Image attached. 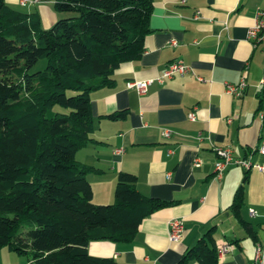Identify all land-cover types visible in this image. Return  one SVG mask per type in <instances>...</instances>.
Returning <instances> with one entry per match:
<instances>
[{"label":"crops","instance_id":"obj_1","mask_svg":"<svg viewBox=\"0 0 264 264\" xmlns=\"http://www.w3.org/2000/svg\"><path fill=\"white\" fill-rule=\"evenodd\" d=\"M5 1L16 9L29 7L25 12H37L41 21L42 14L48 16L50 26L58 18L52 5L41 0L25 5ZM258 10H264V0L153 1L141 56L115 70L112 86L90 94V141L76 151L75 159L92 168L86 178L94 204L114 201L120 172L134 174L143 195L169 204L145 217L129 242H89L90 255L110 258L111 264H176L187 248L213 229L216 249L231 245L230 251L217 252L216 264H251L255 242L264 241V172L230 164L218 179L215 163L216 148L230 147L234 158L264 164L258 151L264 144V119L258 116L264 45L254 46L246 37ZM172 40L176 44L171 45ZM174 60H182L192 73L157 81ZM242 77V95L226 93L225 83L235 84ZM132 79L154 81L140 95L126 87ZM123 110V117H109ZM191 111L194 120L187 117ZM165 128L170 130L167 137L162 135ZM239 187L240 206L235 211L231 206ZM176 216L185 229L181 240L171 242L167 221ZM0 264L35 263L4 247Z\"/></svg>","mask_w":264,"mask_h":264},{"label":"trees","instance_id":"obj_2","mask_svg":"<svg viewBox=\"0 0 264 264\" xmlns=\"http://www.w3.org/2000/svg\"><path fill=\"white\" fill-rule=\"evenodd\" d=\"M153 1L53 0L55 13L69 14L43 28L37 12L0 0V249L35 264H111L90 255L89 242H129L145 217L169 204L143 195L129 172L117 175L112 203L94 204L92 168L75 159L90 141V94L141 56ZM40 59L45 67L32 71ZM240 196L239 187L235 211ZM212 231L176 264H216Z\"/></svg>","mask_w":264,"mask_h":264},{"label":"built area","instance_id":"obj_3","mask_svg":"<svg viewBox=\"0 0 264 264\" xmlns=\"http://www.w3.org/2000/svg\"><path fill=\"white\" fill-rule=\"evenodd\" d=\"M40 0H18L21 5L28 4L29 2H38ZM247 31V39L256 46L257 44H263L264 45V10H258L254 17V23L252 26L248 28ZM171 45L176 44L175 41L170 42ZM175 73H178L180 75H183L185 73H192V70L189 66L185 65L182 60H174L170 61V63L166 66L165 70L161 74V76H158L155 78L157 81L161 82L163 78H169L173 76ZM199 79H202L199 77ZM153 79H147V80H129L126 83V87L130 89H134L138 94L143 95L147 92L149 86L153 82ZM261 83L264 85V75L261 79ZM226 87V93L234 95V96H240L242 95L245 87H246V81L242 77L239 82L232 84V83H225ZM259 118L262 120L264 119V92L262 97V107L260 111L258 112ZM187 117L191 120L195 119L194 112H188ZM162 135L169 136L170 130L168 129H162ZM201 132L198 134V139L201 138ZM261 154L264 155V144L262 143L258 150ZM115 152H121L120 149H117ZM216 154L218 156V160L215 163V177L221 178L224 169L230 165V164H237L245 169H249L251 167L257 168L258 170L264 172V164L259 165L256 163H252L248 158H234L232 156V151L230 147H217L216 148ZM194 165H199V160L194 161ZM249 213L251 215H254L255 212L253 209L249 210ZM168 224V238L171 242H177V240H181L183 233H184V222L181 218H171L167 221ZM231 245L229 244H220L217 246V252L222 254L230 251ZM251 264H264V241H256L254 244V255L253 260Z\"/></svg>","mask_w":264,"mask_h":264},{"label":"rangeland","instance_id":"obj_4","mask_svg":"<svg viewBox=\"0 0 264 264\" xmlns=\"http://www.w3.org/2000/svg\"><path fill=\"white\" fill-rule=\"evenodd\" d=\"M41 4H43V5H46V6H50L51 7V5L53 4V0L51 1V0H41ZM8 5H10L11 7H15V5L14 4H8ZM17 7V6H16ZM37 8H38V4H37ZM19 9L21 10V11H28L29 10V7H19ZM32 10H33V7H32ZM54 11V10H53ZM57 14V16H58V18L57 19H59V18H61V17H64V16H66V15H68L69 13H65V12H59V13H56ZM72 14V13H71ZM41 25H42V27L43 28H48V27H50V25L48 24V16H43V14H42V21H41ZM44 64H46V62H45V59H40L37 63H36V65L32 68V71H35V70H41L42 68H44L45 67V65ZM55 109H59V107H55Z\"/></svg>","mask_w":264,"mask_h":264}]
</instances>
